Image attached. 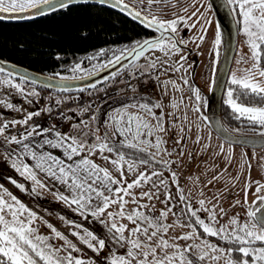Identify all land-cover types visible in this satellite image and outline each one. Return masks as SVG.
Returning <instances> with one entry per match:
<instances>
[{
  "label": "snow or ice",
  "instance_id": "1",
  "mask_svg": "<svg viewBox=\"0 0 264 264\" xmlns=\"http://www.w3.org/2000/svg\"><path fill=\"white\" fill-rule=\"evenodd\" d=\"M91 2L92 0H0V20L33 19L34 16H44L59 11L68 12L74 6L88 5ZM95 3L127 12L134 19H141V22L147 27L154 28L160 33L153 39L136 41L130 48L101 49L96 56L88 57L89 60H92L97 56L105 55L107 51H113L112 59L98 66L101 70L120 64L128 56L133 57L132 67L134 69H155L156 61H151L147 65H137L134 61L139 60L147 51L159 50L165 56H169L170 53H178L180 51L178 45L183 43V41H178L174 35L178 32V26H189L187 20L197 16L199 12L197 9L190 17L176 16L174 19L165 21L155 15L151 19L142 17L140 11H131L129 6L123 3V0H95ZM168 3L169 0H147V9H150L154 4L159 6ZM141 4H143V0H141ZM227 4L232 6L237 23L240 25V31L246 38L251 63L244 61L243 57L237 61V63H245L247 66L241 70L242 75L232 74L230 84L235 87H229L224 103L229 106L235 119L244 118L249 124L262 129L259 135L264 137V0H227ZM208 8L211 9V4L208 5ZM184 11L187 12L188 9L185 8ZM200 18H203L202 14H200ZM207 23L210 24L211 21ZM190 27H195V23ZM202 31L206 32V29H202ZM203 38V36L200 37L201 41ZM220 44V25L217 24L214 48ZM59 58L57 57V59ZM183 59L185 58L181 56V60ZM177 63H173L169 67L180 71L183 65L180 64L177 67ZM2 65L3 62H0V74L6 73V75L0 78V85H10L25 96L39 95L36 91L25 94L20 83H13L11 78L14 74L11 71H6ZM96 68L97 66H93L94 71ZM78 70L82 71L79 63L73 67L72 71ZM91 74L89 73V75ZM56 75L59 76V74ZM116 75L117 73H112L113 77ZM20 79L28 80L29 78L21 76ZM60 79L63 81L67 78L60 77ZM167 83H171L177 91L181 90L174 81L166 82L165 86ZM183 83L187 85L188 80L185 78ZM92 86L95 87V85ZM189 90L198 102L193 110L199 112V102L203 100L201 92L198 88L193 87H189ZM244 97L250 100L254 99L256 103H245L242 99ZM59 103L60 101H57V104ZM171 106L178 107L175 103ZM6 107L11 109L14 106L9 103ZM130 107L136 108L137 112L117 111L111 117L113 121L111 137L107 132L103 136L93 133L94 141L89 144L86 140L81 141L76 136L61 134L57 131L55 139H45L43 144L38 146L43 148L44 145H47L49 148L62 149L67 162L50 152L38 153L28 143H24L34 133L40 134L37 132L38 126H34L28 131L23 139H18L16 136L5 137V139L10 144L15 143L22 146L25 155L35 161L33 166L35 169L66 186L71 195L58 194L59 200L69 206L75 205V210L81 216L87 217L90 214L99 219L106 215L107 219L100 222L112 234V239L117 244L122 247L127 246L123 255L110 252L109 256L105 257L107 264H209V262L210 264H221V261L223 264H264V183L251 181L249 174L244 189V205L248 207L247 220L241 222L238 217H232L227 225L220 224L216 211L218 203L213 204L212 208H208L206 200L200 199L198 201L200 207L193 208L190 202H186L187 197L179 186L177 172L171 171L172 164H178V161L162 158V153L171 157L173 151H168L164 147L167 141L160 134L166 133L167 129L164 127L162 116L157 117L153 111L154 108H160L161 105L159 103L150 105L143 102L130 105ZM47 111L51 110L47 109ZM140 112L152 116L156 119V124L150 123L139 114ZM34 115L38 116L40 113H29L25 119L14 120L11 123L27 125ZM8 127V123L0 125V136L4 135ZM42 131L46 133L50 129H42ZM181 132H184L183 127H181ZM83 135L87 137L89 133L84 131ZM117 135L122 139L114 144L112 138ZM185 138V136H181V140ZM180 142L177 140L175 143L180 144ZM196 142L199 143V137ZM123 149L132 150L133 155H128ZM151 149H155V151H151ZM220 150L223 152V145L220 146ZM106 152L112 155H105ZM135 153H140L141 156L137 157ZM97 154L104 161V165L92 159ZM179 155L182 156L183 152L181 151ZM77 157L79 159H76ZM154 164L162 165L165 170L170 172L171 183L176 186L179 202L184 205L180 215L185 217L187 223H181L179 217L173 224L165 223L170 213L173 216L177 215L172 211L175 204L169 206V202L173 201L174 197L169 188V180L164 178L163 171H158L153 167ZM106 165H110V167ZM141 166L144 167L143 171L140 170ZM12 167L20 175H26V178L33 181L34 184L41 188L44 187V184L37 179L36 172L28 164L13 161ZM149 167H151L150 172L148 171ZM125 172L134 177L131 182L127 181ZM114 173H118L119 178ZM220 175L213 176L208 183H213L214 180L220 178ZM11 182L21 191L24 190V186L15 180ZM145 185H151V187L148 191H141L137 196L133 190L143 188ZM253 185H255L254 200L249 204L248 194ZM161 191L164 194L161 203L166 207L160 210L157 216L149 210V204H142L140 201L145 198L148 201H152L154 198L159 200ZM3 193L10 198L11 203L4 198V195H0V264H95L93 260L86 261L74 256L73 252L81 250L51 224H47V227L51 229L55 238L64 241V245L56 248L49 243L51 238L40 235L38 228L33 226L37 219L36 213L30 211L6 189L3 190ZM200 194L203 195V192ZM213 198L219 201L218 196ZM207 202L211 203V200ZM129 203L135 205L131 211L127 210ZM235 203L240 204L241 202L236 201ZM253 205L255 206L253 207ZM113 206H116L117 210L108 211ZM151 207L154 208V205ZM199 212L208 213V222L201 218ZM25 214L27 215L25 216ZM226 214V210L220 207L219 215L222 217ZM120 220H127L134 227L120 223ZM195 226H199L205 236L217 237L226 242L229 247L225 249L218 244L210 243L207 239L201 240L199 244L181 246L177 241L194 240L199 237ZM175 227H187L191 231L180 236L166 238L169 230ZM125 232H128L129 235L125 236ZM84 233L81 235L79 232L73 231L71 235L76 236L88 249L99 255L105 249L106 241L86 229ZM234 252L239 255L234 257ZM190 253L191 255H189Z\"/></svg>",
  "mask_w": 264,
  "mask_h": 264
},
{
  "label": "rangeland",
  "instance_id": "2",
  "mask_svg": "<svg viewBox=\"0 0 264 264\" xmlns=\"http://www.w3.org/2000/svg\"><path fill=\"white\" fill-rule=\"evenodd\" d=\"M179 1L183 2L184 4H186L187 2L188 3L183 8H176L173 4L176 2V0H169V2H171L169 7L165 6V8L162 9V7L154 4L149 10L152 16L155 15L160 19L165 18L166 13H170L172 15L178 14L179 16L187 18L192 16V13L196 12L197 9H199L197 16L192 17V19L190 20H187V25L189 26L180 25L178 26V32L175 33L178 37V40L185 42L186 45H188V47L191 48L193 50V53L197 56L198 63L195 77H192V67L194 62L192 60L186 59L181 60V56H185L186 49L178 46L180 48V51L176 54L170 53L169 56H165L159 50L147 51L139 60L134 62L137 65H147L151 61H156L155 69L145 70L144 68H139L138 70H145L147 75L150 77V80L152 79L158 83L160 89L159 93L155 96V98H151V96L143 95V93L139 92L138 90H134L135 93L127 97L121 98L120 103L118 105H121L122 103L123 104L118 110H126L130 113H136L137 109L134 107H130V105H135L143 102H147L150 105L159 103L161 107L154 108L153 111L155 109L161 111L159 113V116H162V118L164 119L163 124L164 127L167 129L166 133H161L160 135H162L163 138L167 141V144L164 147H166L168 151H173V155L171 157L167 156L166 153H162L161 155L166 159L178 161V164L175 165H179V163H184L185 166L190 167L189 171L192 170L189 175L179 177V186L183 189L184 195L187 197L188 202L192 203L193 208L200 207L198 204V201L200 199L206 200V207L208 208H212L213 204L218 203L216 211L217 219L220 221V224L227 225L230 218L232 217H238L239 220L243 222L247 220L246 213L248 211V207L247 205H244V189L246 182L249 179V174L251 181H260L261 183H264V146L255 148L245 145L231 144L219 137L206 121L204 116V93H206L210 89L217 64L218 47L214 48L217 23L212 6L210 10L208 8V5L210 4L209 0ZM185 8L188 9L187 12L184 11ZM200 14L203 15L202 19L200 18ZM168 20H171V18H168ZM208 21H211V23H207ZM193 23H195V27H190V25H192ZM237 25L238 42L231 69L232 74L236 73L239 76L241 75V70L244 69L247 65L245 63H237V61L240 60L241 57H243V60L250 64L251 60L249 59L250 52L246 44V38L240 31V25L238 23ZM202 29H206V32L202 31ZM184 31L185 35L183 34ZM201 36L204 37L202 41L200 39ZM96 55L97 54L95 53V51L90 53V56ZM112 57L113 51H111L110 56L96 59L87 64L82 63L81 61L74 62L73 64H70V67L67 68L66 72H64L62 76L66 78H80L88 76L89 73L94 74L101 70L98 67L100 64L106 63L109 59H112ZM157 58H159V60H157ZM176 62H178L177 67H179L180 64L183 65V68H181L180 71H176L174 68L169 67V65ZM77 63L81 65L82 71L78 70L76 72H73L72 69ZM132 64L133 61L129 63L125 69H134L132 67ZM93 66H97L95 71L93 70ZM185 78L188 80L187 85L183 83V80ZM169 81H174L175 84L178 85L181 90L177 91L175 88H173L171 83H167V85L165 86L166 82ZM189 87L198 88L201 92L203 100L199 102V112L193 110L197 106L198 102L195 100V97L189 90ZM103 90H105V88L102 89L99 87L94 90H91L86 94L82 93L84 95H82L81 97H76L75 95H73L69 96V98H66L64 100H62L63 97L58 96V101L68 103L71 101V99L74 100L77 98L79 100H82L85 97L90 98V96H92L94 92H103ZM45 96L46 95H44L43 98ZM47 97L48 96H46L45 99ZM107 99H110L111 101L110 106L112 104L114 105V102H112L113 99H111V97L106 99L103 98L102 101H106ZM149 100L155 101L154 103H151V101ZM101 102L96 104L94 109H96ZM173 103L177 104L178 107L173 108L171 106ZM83 106L87 110H91L90 104H84ZM125 106L129 107L126 108ZM83 110L84 112H86L84 108ZM170 113L171 115H169ZM110 114L113 115L112 112ZM139 114L144 116L145 119L149 120V122L153 125L156 124L157 121L155 122L152 116L146 115L143 112H140ZM105 118H107V116ZM173 125H175V127H173ZM181 127H183L184 129L183 133L181 132ZM182 135L186 137L183 140H181ZM198 137L199 143L196 142ZM177 140L181 141L180 144L175 143ZM221 145H223V152H221L220 150ZM151 151H155V149H151ZM181 151L183 152L182 156L179 155ZM184 161H186L187 163ZM195 162L197 164H194ZM157 166L161 167V171L164 172V178H167L169 180V188L174 197L173 201L169 202V206L175 204V207H173L172 211L177 214L176 216L182 218L184 220V223H187L185 217L180 215L181 207H184V205L179 202L176 186L171 183L170 172L168 170H165L162 165ZM181 167H183V165H181ZM205 169L206 171H204ZM181 173H185V171L182 170L180 174ZM216 175H220V178L214 180L213 183L209 184L208 181L212 180L213 176ZM150 187L151 185H145L141 190L146 189L145 191H148ZM254 191L255 185H253V187L249 190V204H251L254 200ZM201 192H203V195L200 194ZM23 193L26 195H23ZM20 194L22 196H26L28 199L34 198L31 193H25L24 190L21 191ZM214 196H218L219 201L214 199ZM161 198L162 200L164 199L163 191H161L160 199L157 200V205H159V211L163 207V203H161ZM143 200L144 201L142 204L150 205V203L153 202L154 199L152 201H148L147 198ZM208 200H211V203H208ZM236 201H240L241 203L236 204ZM32 204L36 207L41 208L38 210L42 215L38 217L39 220L42 221L46 227L47 224H51L63 235H65L69 241H71L81 250L80 252H73L74 256L83 258L86 261L89 259L93 260L95 261V264H107V261L102 258L109 256L112 249L105 247V249L99 255H97L93 251H90V249H88L86 245L82 244L76 236L71 235L73 231L79 232L82 235L81 228H86L89 230V228L92 226V224L88 226L87 222L80 220V213H70V215L68 216L67 213L64 212V204L60 203H55V209L56 212L59 211L61 214L49 211L46 205H37L34 203ZM220 207L224 208L227 213L222 217L219 215ZM198 214L204 217L203 219L208 222L207 212H200ZM66 216L69 217L70 220L67 223V226L64 223ZM169 224H173L172 219H170ZM77 225H79L80 227H76ZM97 228L98 226L94 224L93 229ZM183 228L184 229H180L181 232L186 233L191 231V229L187 227ZM173 230L174 228L170 229L171 232ZM196 231L199 234L198 239L200 240H197L196 242L193 240L184 241V246L191 244H199L201 243V240L207 239L210 243L218 244L221 247H224L225 249L229 247L226 242L221 241L218 238L214 239L208 236H200L199 230L197 228ZM46 237L51 238L49 240V243L54 245L56 248H60L62 245H64V241L54 237V234L51 232V229L48 231ZM181 244L182 243H180V245ZM111 253L123 255L121 254L120 249L118 251H112ZM189 255H191V253ZM238 255L237 253H233L234 257ZM221 264H223V261H221Z\"/></svg>",
  "mask_w": 264,
  "mask_h": 264
},
{
  "label": "crops",
  "instance_id": "3",
  "mask_svg": "<svg viewBox=\"0 0 264 264\" xmlns=\"http://www.w3.org/2000/svg\"><path fill=\"white\" fill-rule=\"evenodd\" d=\"M4 75H6V73L0 74V78H3ZM11 79L13 80V83H20L22 85L25 94L32 92V91H36L39 93V91L36 89L35 84L33 83H30V82L27 83V81L21 80L20 78H17L15 76H13ZM133 93L135 92H130L128 94H122L119 96L112 97L111 99H113L112 102H114V105L112 104L111 106H110L111 104L110 99H107L106 101L102 102L98 106L97 111L95 113L97 114V117L95 116L91 117L88 120L87 124L83 123V121L79 118V115L77 116L73 113V111H69L67 118H66V122L68 123V129L65 128V130H61V129H54V128L47 126L44 129H50V131L45 133L42 131L43 128H37V132H39L40 134L37 135L34 133L33 136H31L28 140L24 141V143H28L30 147H32L33 150L37 151L38 153L50 152L52 155L60 159H64L67 162L66 157H64L62 149L49 148L47 145H44L43 148H39L38 146L40 144H43L45 139H55V133L57 131L60 132L61 134H67L69 136H76L81 141L86 140L89 144L94 141V138L89 139V135L85 137L83 135L84 131L91 132L92 134L96 133L100 136H103L105 132H107L109 136L111 137L112 136V123H113V121L111 120V117H113V115H115L116 112L119 111L118 109H120L121 105L123 104L122 103L121 105H118L120 103L121 98L127 97ZM71 95L72 94H67L68 97ZM65 96L66 95L61 94V97H65ZM58 100H59V97L56 94H50L44 100L40 96V93L38 96H31V95L25 96V95H22L20 92H18L15 88H12L10 85H0V125H3L4 123H11L14 120L21 121L25 119L29 113L45 112L47 111V109H50L53 105H55V103ZM149 101H151V103H154L155 100H149ZM9 103L12 104L14 107L11 109L7 108L6 105ZM154 111H155L156 116L160 117L159 113L161 111L158 109H155ZM111 112L113 113V115L110 114ZM106 116L107 118H105ZM154 120L156 122V119ZM15 125L17 126L21 124L17 123ZM74 126H79V127H74ZM26 134L27 133L19 136L15 134L7 135L6 133H4L3 136H0V186H2V188H0V195H4L3 190L6 189L8 192L14 195L21 203H23L30 211L35 212L37 219L35 220L33 226L38 228V233L40 235L46 236L50 229H48L43 224V222L39 220L38 216L42 214L40 213L38 209H41V208L34 206L32 203L37 204V205H40V204L46 205L47 209L54 213H60L59 211L56 212L55 203L64 204L65 206L64 212L67 213L68 216L70 215V213L73 214V213H79V212L75 210L76 208L75 205L69 206L68 204H65L63 201L58 199V194H64L68 196L71 195V193L68 191L65 185L59 183L57 180L53 179L52 177H49L46 174L39 172V170L35 169L33 167L35 164V161L30 156L25 155L22 146L17 145L15 143L10 144L8 140L5 139V137H10V136H16L18 139H23V136ZM121 139L122 138L117 135L112 138V142L117 143ZM82 155L84 154L82 153ZM105 155L111 156L112 154L106 152ZM162 158L164 159V157ZM76 159H79V157H77ZM92 159L95 162L101 165H104V161L99 158V154L93 156ZM13 161H18L19 163H26L29 165V167H32L33 171H35L37 174V179H39L41 183L44 184V187L41 188L38 185L34 184L33 181L26 178V175L25 176L20 175V173L17 172L12 167ZM157 165L159 164H154L153 167H155L156 170L161 171L162 170L161 167H158ZM106 166L110 167V165H106ZM140 170L143 171L144 167L141 166ZM148 171L149 172L151 171V167H149ZM114 175H116L117 178H119L118 173H114ZM125 177L128 182H131L134 179V177L128 174L127 172H125ZM12 180H15L18 184L23 185L25 193H31L34 198L28 199L26 196H22L20 194L21 193L20 189L17 188L11 182ZM33 189H35V191H33ZM141 189L142 188H137V189H134L133 191L137 194V196H139V193L141 191L146 190V189H143V190ZM23 195H26V194L23 193ZM4 198L11 203V200L7 195H4ZM143 201L144 200H141L140 203H143ZM161 201H162V198H161ZM157 204H158L157 199L154 198L153 202L150 203L149 210L152 212L153 215L158 216L160 211L158 210L159 205ZM151 205H154V208H152ZM134 207L135 205L129 203L127 205V210L131 211ZM165 207L166 206L163 204V207L161 208V210ZM116 210H117L116 206H113L108 209V211H116ZM145 211H148V210H145ZM26 215L27 214H25V216ZM80 217H81L80 220L87 222L88 226L92 224L89 230L86 228H81L82 235L85 234L84 233L85 229L91 232L95 231L93 232V234H97L99 238H103L106 241V247L112 249V251H115V250L118 251L120 249L121 254H125L127 246L122 247L120 244H117L112 239V234L109 233L105 225L100 222L101 220L107 219L106 215L100 217L99 219L92 217L90 214L87 215V217L81 216V215ZM177 217L178 216H173L170 213L165 223L169 224L170 219H172V222H174L177 220ZM179 220L181 223H184V220L182 218H179ZM69 221H70L69 217L66 216L64 220V223L66 226ZM119 222L129 224V227H134L127 220H120ZM94 224L98 226L97 229H93ZM180 229H184V228L175 227L172 232L169 230L166 238L176 237V236H180L184 234V232H181ZM128 235H129L128 232H125V236H128ZM197 240H200V239L197 238V239H194L193 241L196 242ZM177 242L179 244L182 243L181 246H184V240H179ZM90 251L92 250L90 249ZM102 259H105V258H102Z\"/></svg>",
  "mask_w": 264,
  "mask_h": 264
},
{
  "label": "trees",
  "instance_id": "4",
  "mask_svg": "<svg viewBox=\"0 0 264 264\" xmlns=\"http://www.w3.org/2000/svg\"><path fill=\"white\" fill-rule=\"evenodd\" d=\"M152 33L155 34L154 30L140 25L114 8L90 3L74 6L68 12L59 11L27 21L0 20V58L60 78L64 77L63 73L74 62L87 64L108 57L111 53L107 51L105 55L89 60L93 51L97 54L101 49L117 50L119 46L130 48L134 42L143 41ZM60 92L66 95L81 90ZM66 98L67 95L62 100ZM71 111L79 115V112ZM83 123L87 124L88 121L83 120ZM88 133L89 137L93 135ZM123 151L133 155L130 149ZM135 156L141 154L135 153ZM196 227L200 235L205 236L202 229Z\"/></svg>",
  "mask_w": 264,
  "mask_h": 264
},
{
  "label": "water",
  "instance_id": "5",
  "mask_svg": "<svg viewBox=\"0 0 264 264\" xmlns=\"http://www.w3.org/2000/svg\"><path fill=\"white\" fill-rule=\"evenodd\" d=\"M209 2L213 8L216 23L220 25L221 44L218 46V50H217L218 53L217 64L210 89L209 91L204 93L205 101H207V103H204L205 119L210 125V127L213 129V131L226 141L232 143H238V144H245L254 147H262L264 146V137L260 135L247 136L243 134L241 135L236 134L231 130H229L223 121L222 118L223 96L228 81V77L230 74V70L232 67L233 59L236 53L237 42H238V25L232 7L227 4V0H209ZM91 3H95V0H92ZM124 4H127L131 9V11L133 12L138 11L136 8H134L133 6H131L126 2ZM114 9L120 11L118 8H114ZM122 13L133 18L127 12H122ZM20 15H25V14H20ZM141 15L142 17H146L142 13ZM37 17L39 16H34V18ZM4 20L27 21L32 19H4ZM136 20L141 22V19H136ZM150 29L155 30L154 28H150ZM174 35L178 40L176 34ZM153 38L155 37L148 39H153ZM178 46L186 49L184 58L186 60H192L194 62L192 67V77L194 78L198 63L197 56L193 53V50L189 48L188 45H186L185 42L180 43ZM132 61H133V57L128 56V58L122 60L120 64H116L115 66H109L94 74L80 78H67L62 81L58 77H53L47 74L39 73L30 70L29 68L24 67L22 65H18L11 61H6L0 58V62H3L2 66L6 68V71H11L14 74L13 76L17 78H20L21 76L28 77L29 79L25 81L59 91L65 89L81 90V89L91 88L93 87L92 85H97L98 83L108 79L110 76H112V73L114 72L116 73L122 68H125Z\"/></svg>",
  "mask_w": 264,
  "mask_h": 264
},
{
  "label": "built area",
  "instance_id": "6",
  "mask_svg": "<svg viewBox=\"0 0 264 264\" xmlns=\"http://www.w3.org/2000/svg\"><path fill=\"white\" fill-rule=\"evenodd\" d=\"M126 73V72H125ZM140 73H144L141 75ZM100 88H105L103 92H94L90 98H84L82 100L74 99L68 103H63L61 105H57L51 109L50 112L40 114L38 116H33V118L28 122L27 125H18L14 126L8 124L9 127L5 130L8 135H23L30 131L34 126L44 127L45 125H51L56 127L60 120L63 121L65 116V110L72 106H81L84 107V104H90L91 110L88 112L93 113L95 111V105L103 100V98H108L114 95L119 94L123 89H133L137 88L139 91L143 92L147 91L151 95H157L159 93L156 82L150 80L149 76L146 72L137 71L135 73L130 74L127 82L125 84H121L118 80H111L105 84H103ZM38 90L41 92V96L48 95L50 90L44 87H38ZM82 96V95H81ZM80 96V97H81ZM79 97V96H78ZM89 114L85 113L84 117H88Z\"/></svg>",
  "mask_w": 264,
  "mask_h": 264
},
{
  "label": "flooded vegetation",
  "instance_id": "7",
  "mask_svg": "<svg viewBox=\"0 0 264 264\" xmlns=\"http://www.w3.org/2000/svg\"><path fill=\"white\" fill-rule=\"evenodd\" d=\"M123 2L124 3L126 2V3L130 4L131 6L136 8L138 11H140L143 15H145V16H147L149 18L152 17L150 10L147 9V0H143V4H141V0H123ZM187 3L184 4L183 2H181L179 0H176V2L173 3V4H174V6L176 8H183L184 6L187 5ZM170 4H171V2H169L167 5L161 4L159 6L162 7V9H163V8H165V6L169 7ZM179 4H180V6H179ZM183 34L185 35V31H184ZM152 35H155V34L152 33ZM121 48L122 47L119 46V48L117 50H119ZM240 74L242 75L243 73L241 72ZM231 76H232V69L230 70V74H229V77H228V82H227V85H226V88H225V92H224V96H223V104H222V118H223V121H224L225 125L227 126V128L229 130H231L232 132L236 133V134H239V135L243 134V135H247V136H259V132L262 131V129L249 124L244 118H241L240 120L235 119L233 117V114H232L231 109L229 108V106L224 103V101L227 99V90L229 89V87H235V86L230 84ZM242 99L244 100L245 103H256V101L254 99L250 100L247 97H244ZM227 142H229V141H227ZM229 143L237 144V145H245V144H238V143H232V142H229ZM245 146H249V145H245ZM250 147H254V146H250ZM164 159H166V158H164ZM184 162H186V161H184ZM194 164H197V163L195 162ZM181 165H183V167H181ZM189 169H190V167L189 166H185L184 163H181V164L179 163V165L172 164V166H171V170L177 172L178 177L189 175L192 172V170L189 171ZM182 170L185 171V173H181L180 174V172ZM204 171H206V169ZM186 202H188V200ZM254 206L255 205H253V207ZM202 218H204V217H202Z\"/></svg>",
  "mask_w": 264,
  "mask_h": 264
},
{
  "label": "bare ground",
  "instance_id": "8",
  "mask_svg": "<svg viewBox=\"0 0 264 264\" xmlns=\"http://www.w3.org/2000/svg\"><path fill=\"white\" fill-rule=\"evenodd\" d=\"M164 13H166V12H164ZM165 15H166V17H165V18H160V20H168V18L174 19V18H176V16H179L178 14L172 15V14H170V13H166ZM130 19L133 20V21H135V22H137V23H139L140 25L146 27L142 22H140V21H138V20H136V19H134V18H131V17H130ZM147 28H148V27H147ZM154 32H155V35H152V36H150V37H148V38L157 37V36L160 35L159 32H157V31H155V30H154ZM125 68H126V67H125ZM125 68H122L121 70L117 71V72H116L117 75H116L115 77L110 76L108 79H110V80H114V79H115V80H118L119 83H121V84H125V83L127 82L128 78H129L130 74L139 71L138 69H130V70H126ZM123 70H126V73H121V71H123ZM149 78H150V77H149ZM103 82H104V81H103ZM227 82H228V81H227ZM226 85H227V84H226ZM144 93L147 94V95H150V93H148L147 91H144ZM75 111L79 112V118H80L82 121L84 120V122H85V121H88V120H89L91 117H93V116L97 117V114H94V113H91V112H87V111H86V113L89 114V115H88V117H84L85 112L78 111V110H75ZM67 124H68V123L66 122V120H63V121L60 120L56 127H62V126H65V125H67Z\"/></svg>",
  "mask_w": 264,
  "mask_h": 264
}]
</instances>
